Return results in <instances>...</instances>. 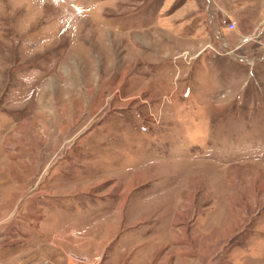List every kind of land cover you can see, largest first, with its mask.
<instances>
[{
  "label": "rangeland",
  "instance_id": "obj_1",
  "mask_svg": "<svg viewBox=\"0 0 264 264\" xmlns=\"http://www.w3.org/2000/svg\"><path fill=\"white\" fill-rule=\"evenodd\" d=\"M89 136L145 140L121 174L157 240L225 230L149 264H264V0H0V264L127 263L62 243L91 200L55 185Z\"/></svg>",
  "mask_w": 264,
  "mask_h": 264
},
{
  "label": "crops",
  "instance_id": "obj_2",
  "mask_svg": "<svg viewBox=\"0 0 264 264\" xmlns=\"http://www.w3.org/2000/svg\"><path fill=\"white\" fill-rule=\"evenodd\" d=\"M139 142L125 137L118 140L121 147H116L113 137L98 139L94 136L76 142L79 151L71 155L78 165L71 166V172H66V177L73 178V181L55 185L65 193L55 198L68 200L88 197L91 203L81 205L80 216L73 223L76 235L65 238L62 243L76 256L106 255L109 260L124 258L126 264H149V261L162 256H208L206 248L221 243L225 230L215 234L216 238L212 240L203 235L195 237L189 234L187 228L191 221L189 216H180L174 224L184 226L182 231H173L167 240L162 241L154 237L161 224L154 221L155 217L147 218L142 214L131 218L127 215L129 194L136 184L144 183L145 175L136 171V174L126 177L121 173L128 174L126 164L136 162L147 151L143 146L145 140ZM125 145H132V150L126 152ZM115 171L120 173L115 174ZM130 176H133L132 179ZM71 192L74 195H69ZM106 264H110L108 260Z\"/></svg>",
  "mask_w": 264,
  "mask_h": 264
},
{
  "label": "built area",
  "instance_id": "obj_3",
  "mask_svg": "<svg viewBox=\"0 0 264 264\" xmlns=\"http://www.w3.org/2000/svg\"><path fill=\"white\" fill-rule=\"evenodd\" d=\"M100 258L96 257V258H93V259H81L80 260V263L81 264H100ZM41 264H50L48 262H45V263H41Z\"/></svg>",
  "mask_w": 264,
  "mask_h": 264
}]
</instances>
